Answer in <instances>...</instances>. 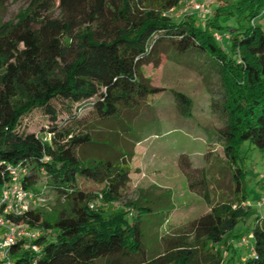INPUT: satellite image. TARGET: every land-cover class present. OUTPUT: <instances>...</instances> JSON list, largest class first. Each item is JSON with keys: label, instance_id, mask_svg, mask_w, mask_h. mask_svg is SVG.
Listing matches in <instances>:
<instances>
[{"label": "trees", "instance_id": "obj_1", "mask_svg": "<svg viewBox=\"0 0 264 264\" xmlns=\"http://www.w3.org/2000/svg\"><path fill=\"white\" fill-rule=\"evenodd\" d=\"M12 1L19 0H0V11ZM23 1L27 7L15 20L0 19V189L10 178L8 167L22 165L28 190L40 195L35 187L47 176L67 209L53 222L33 210L13 219L42 232L34 242L39 252L24 249V241L12 247L13 264H264L263 215L249 230L253 242L245 262H226L218 249L251 211L243 205L249 201L242 146L264 152V0H223L204 20L169 16L184 0ZM215 34L228 36V51ZM161 43L180 55L212 60L222 92L211 107L225 124L218 140L233 191L232 200L212 205L206 169L194 168L189 155L181 154L189 189L210 211L150 258L140 216L151 212L145 197L120 208L114 204L131 186L134 151L128 146L141 137L124 112L143 108L163 91L145 83L141 73ZM172 93L180 114L192 117V99ZM54 101L64 109L58 111ZM36 109L44 110L49 123L38 132H21L23 118ZM98 129L125 135L127 145L107 144ZM89 149L107 156L88 157ZM80 178L103 188L82 190Z\"/></svg>", "mask_w": 264, "mask_h": 264}, {"label": "rangeland", "instance_id": "obj_2", "mask_svg": "<svg viewBox=\"0 0 264 264\" xmlns=\"http://www.w3.org/2000/svg\"><path fill=\"white\" fill-rule=\"evenodd\" d=\"M206 0H184L182 4L169 12L174 20L196 14L204 20V13L195 9L197 4ZM223 0H216L209 5L213 11ZM231 1V0H229ZM27 7L25 1H12L0 11V19L12 21ZM60 11L55 9V16ZM228 51V43L223 42ZM159 51L152 55L150 62L142 67V80L150 87L163 91L148 98L147 104L137 111L124 112V117L132 122L141 132L143 140L132 146V183L125 192L123 200L114 204L122 207L129 201L144 198V206L151 212L141 214L144 229L146 255L156 258L165 251L166 240L182 235L185 226L210 211V206L196 192L189 189L187 178L180 166L181 154H188L196 169L205 168L208 176L212 205L232 200L233 184L231 170L225 161L222 143L218 140L219 131L225 127L223 119L212 111V98L221 97V84L212 60L206 55L189 53L180 55L170 43H161ZM172 91L181 92L193 101V114L190 119H183L176 108ZM54 106L64 109L60 101ZM50 117L42 109H36L25 116L20 130L23 133L41 131ZM100 130V129H98ZM97 130V131H98ZM107 144L117 147L127 145L125 135L117 131H101ZM121 151V150H120ZM207 152H212L210 161L205 160ZM127 153V150H122ZM88 157H106L99 150L89 149ZM242 156L247 168L246 193L252 205L245 220L241 221L233 236L219 246L226 262L232 257L238 263L245 262L251 255L250 244L241 245V239L249 236V230L257 216H264V209L259 210L257 202L264 198V152L248 144L242 146ZM78 187L82 190L100 192L103 188L93 181L79 179ZM40 195L31 201L30 210L39 212L45 220L55 221L61 212L67 209L66 203L52 189L50 179L41 176L35 187ZM247 203H243L245 206ZM102 208L107 209L105 206ZM253 242V239L251 240ZM103 264V262L101 263Z\"/></svg>", "mask_w": 264, "mask_h": 264}, {"label": "built area", "instance_id": "obj_3", "mask_svg": "<svg viewBox=\"0 0 264 264\" xmlns=\"http://www.w3.org/2000/svg\"><path fill=\"white\" fill-rule=\"evenodd\" d=\"M216 0H206L201 4H197L195 9L204 13V18L210 14L209 5ZM264 16V11L261 14ZM204 23V22H203ZM217 41L223 42L228 38L227 35L215 34ZM9 179L4 180L0 189V264H13L12 247L18 242L24 241L23 248L28 251L39 252L40 247L34 242L41 236L42 232L38 229H28L24 225H17L13 219L24 216L30 210V202L35 201L38 195L25 187L24 179L27 170L22 165L9 166ZM245 206L252 205L247 202ZM256 207L259 210L264 209V198L257 202ZM252 235L248 238L241 239V245L250 244Z\"/></svg>", "mask_w": 264, "mask_h": 264}, {"label": "crops", "instance_id": "obj_4", "mask_svg": "<svg viewBox=\"0 0 264 264\" xmlns=\"http://www.w3.org/2000/svg\"><path fill=\"white\" fill-rule=\"evenodd\" d=\"M176 108H177V104H176ZM177 111H178V113H179V115L183 118V119H190V118H185V117H183L181 114H180V112H179V110H178V108H177ZM137 131H139L140 133L141 132H144V133H146V131H145V129L144 128H141V130H138L137 129ZM143 136V135H142ZM140 137V139H139V141L137 142V144H139L142 140H143V137ZM208 213V212H207ZM206 214V213H205Z\"/></svg>", "mask_w": 264, "mask_h": 264}]
</instances>
